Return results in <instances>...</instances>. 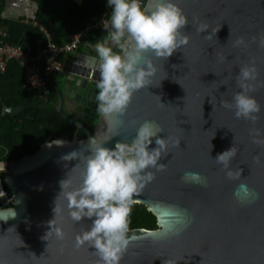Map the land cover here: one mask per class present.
Returning a JSON list of instances; mask_svg holds the SVG:
<instances>
[{"label": "water", "instance_id": "1", "mask_svg": "<svg viewBox=\"0 0 264 264\" xmlns=\"http://www.w3.org/2000/svg\"><path fill=\"white\" fill-rule=\"evenodd\" d=\"M174 2L188 19L182 29L188 43L167 59L145 53L156 71L149 85L133 94L122 117L104 120L96 110L99 74L91 67L94 48L76 53L66 63L60 83L49 81L57 93V111L85 137L60 135L55 139L63 142L60 145L45 140L31 155L0 162L5 169L0 172L4 193L0 219L11 209L15 212L0 221V264H96L94 249L87 244L73 246L89 222L68 217L67 202L58 195L59 182L67 178L71 186L79 184L90 137L101 144L112 136L104 143L109 148L116 142L130 143L146 119L159 125L158 136H171L180 143L158 161L166 169L134 195V204L154 216L156 229L129 230L130 243L119 264H163L166 259L177 264H264V144L252 143L249 135L251 128L264 130V87L251 93L261 106L254 125L220 106L221 100L230 102L239 90L235 75L240 65L254 60L258 79L264 81V47L256 42L264 35V0ZM198 25L203 30L198 31ZM240 36L247 47L233 46ZM89 116L96 117L92 132L84 125ZM232 143L238 151L230 167L241 169L240 180H228L214 161ZM73 151L75 157L63 159ZM185 171L198 172L206 183L182 181ZM241 182L255 192L251 202L233 197ZM54 207L61 212L50 222V230L61 226L62 241L51 231L42 238L54 218ZM175 210H185L190 218L178 234L169 231Z\"/></svg>", "mask_w": 264, "mask_h": 264}, {"label": "clouds", "instance_id": "2", "mask_svg": "<svg viewBox=\"0 0 264 264\" xmlns=\"http://www.w3.org/2000/svg\"><path fill=\"white\" fill-rule=\"evenodd\" d=\"M106 6L110 12L101 21L106 35L94 44L95 57L91 67L99 74L95 85L96 110L104 120H110L122 117L133 94L149 85L156 69L151 60L145 58V53L167 59L188 43V36L182 32L188 19L174 0H106ZM197 30H203V26L198 25ZM256 42L258 47H264V35ZM233 46L247 47V42L240 36L233 41ZM235 85L239 90L232 93L230 102L221 100L220 106L231 109L236 119L243 118L254 125L259 119L261 106L251 93L257 87H264V81L258 79L254 60L238 67ZM116 123L123 121L117 119ZM160 132L158 124L146 119L135 129L130 143L116 142L109 148L104 143L112 136L101 144L90 137L79 184L73 187L67 178L59 182L58 195L67 202L68 217L74 222H89L87 229L74 238L73 246L79 249L87 244L94 249L98 257L96 264H119L131 239L128 225L131 207L136 203L134 195L150 183L157 172L166 169L167 166L158 161L180 143L171 136L161 138L157 135ZM249 135L252 143L264 144V130L251 128ZM52 143L60 145L63 142L55 140ZM153 143L155 146L150 148ZM237 151L232 143L214 159L228 180L241 179V169L230 167ZM76 153L73 151L63 159L69 155L75 157ZM257 159L253 156L254 161ZM3 171L4 165L0 166V172ZM181 180L201 185L206 183L205 178L194 171H185ZM0 195L3 197L4 193L0 191ZM232 195L243 203L254 200L256 194L241 182ZM60 212V209L53 208L54 218L48 222L49 230L43 239L50 231L56 240L64 239L61 226L56 225L50 230V222ZM14 216L11 209L10 215L0 221ZM173 216L169 231L178 234L190 223V218L185 210H175ZM163 264L177 262L166 259Z\"/></svg>", "mask_w": 264, "mask_h": 264}, {"label": "trees", "instance_id": "3", "mask_svg": "<svg viewBox=\"0 0 264 264\" xmlns=\"http://www.w3.org/2000/svg\"><path fill=\"white\" fill-rule=\"evenodd\" d=\"M34 7L32 19L8 22L2 17L4 2L0 0V45L19 47L36 58L37 52L48 42L63 45L87 23L97 20L103 13L106 0H28ZM106 33L99 30L82 45L94 46ZM69 56H63L67 60ZM62 59V57H61ZM34 68L48 89L46 98L25 83V73L16 60H9L0 72V162L15 161L33 154L45 141L60 135L84 138V132L65 120L57 111L58 97L49 81L56 74L43 73V61H35ZM96 117L84 125L92 132ZM129 230L156 229L154 216L143 205L133 204L129 214Z\"/></svg>", "mask_w": 264, "mask_h": 264}, {"label": "built area", "instance_id": "4", "mask_svg": "<svg viewBox=\"0 0 264 264\" xmlns=\"http://www.w3.org/2000/svg\"><path fill=\"white\" fill-rule=\"evenodd\" d=\"M109 12L110 8L105 3L103 13L97 20L87 23L72 36L69 42L63 45L48 42L43 49L37 52L36 58H31L28 53L23 52L19 47L5 44L0 45V72L5 70L9 60H16L24 70L25 83L32 89H35L43 98H46L45 96L48 92L46 82L42 77L37 75L34 62L43 61V73L45 75H64L67 60H64L63 56L77 53L79 48L83 46L81 44L83 40L88 39L89 36L94 35L97 31L103 30L101 21L106 18ZM93 48L94 46H89L90 50Z\"/></svg>", "mask_w": 264, "mask_h": 264}, {"label": "crops", "instance_id": "5", "mask_svg": "<svg viewBox=\"0 0 264 264\" xmlns=\"http://www.w3.org/2000/svg\"><path fill=\"white\" fill-rule=\"evenodd\" d=\"M3 2H4V7L2 12V17L4 20H7L8 22L16 19H23L24 21H27L29 19H32L34 16L35 7L28 0H3ZM1 33L2 30L0 29V34ZM87 50H90L89 46L83 45L79 48L77 53L78 52L84 53ZM74 55H70L69 58L67 59V62Z\"/></svg>", "mask_w": 264, "mask_h": 264}, {"label": "flooded vegetation", "instance_id": "6", "mask_svg": "<svg viewBox=\"0 0 264 264\" xmlns=\"http://www.w3.org/2000/svg\"><path fill=\"white\" fill-rule=\"evenodd\" d=\"M57 76H58V77L56 78L55 82L60 83L63 75H57ZM88 118H90V116H89ZM88 118H87V119H88ZM87 119H86V120H87ZM86 120H85V121H86Z\"/></svg>", "mask_w": 264, "mask_h": 264}, {"label": "rangeland", "instance_id": "7", "mask_svg": "<svg viewBox=\"0 0 264 264\" xmlns=\"http://www.w3.org/2000/svg\"><path fill=\"white\" fill-rule=\"evenodd\" d=\"M72 55H74V54H72ZM73 57V56H72ZM6 173V172H5Z\"/></svg>", "mask_w": 264, "mask_h": 264}, {"label": "bare ground", "instance_id": "8", "mask_svg": "<svg viewBox=\"0 0 264 264\" xmlns=\"http://www.w3.org/2000/svg\"><path fill=\"white\" fill-rule=\"evenodd\" d=\"M5 170V169H4Z\"/></svg>", "mask_w": 264, "mask_h": 264}]
</instances>
